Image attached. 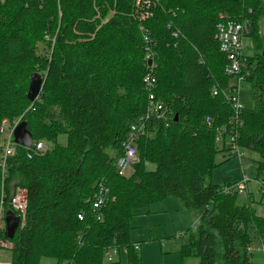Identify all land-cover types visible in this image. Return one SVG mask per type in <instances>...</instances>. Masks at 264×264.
Wrapping results in <instances>:
<instances>
[{
	"label": "trees",
	"instance_id": "trees-1",
	"mask_svg": "<svg viewBox=\"0 0 264 264\" xmlns=\"http://www.w3.org/2000/svg\"><path fill=\"white\" fill-rule=\"evenodd\" d=\"M132 10L133 0H0V121L21 117L34 141L51 144L32 158L19 145L4 176L0 169L3 213L12 211L15 187L27 196L25 223L10 239V264H143L130 240L131 221L172 196L199 217L178 239L183 259L252 264L247 247L264 240V217L252 199L239 204L237 193H223L210 181L221 150L214 128L204 124L210 117L213 127L228 125L232 113L222 90L233 77L224 71L227 59L214 38L225 13L249 24L244 35L252 52L244 54L242 83L249 84L254 104L240 110L236 140L261 157L257 172H263L264 0H161L143 25L155 51L152 93L172 119L147 121L146 133L136 139L137 161L121 176L115 162L148 104L143 77L149 64ZM169 21L180 35L176 44ZM34 71L46 77L37 99L29 101ZM100 185L108 192L93 209ZM112 248L117 255L107 261L104 254Z\"/></svg>",
	"mask_w": 264,
	"mask_h": 264
},
{
	"label": "built area",
	"instance_id": "built-area-1",
	"mask_svg": "<svg viewBox=\"0 0 264 264\" xmlns=\"http://www.w3.org/2000/svg\"><path fill=\"white\" fill-rule=\"evenodd\" d=\"M160 2L161 0H133V10L131 15L140 23L139 29L142 31L143 40L145 42L144 59L150 61L148 71L143 77L144 87L148 92V104L145 113L138 117L137 122L130 125L126 141L123 143V154L119 156L115 162L116 171L118 175L121 176L129 174L131 165L137 161L136 139L146 133L147 121L149 119H155L168 124L172 119L170 110L160 100L156 99L152 93V89L155 87L156 83V77L155 75H152V71L156 67L154 62L155 51L151 47L148 29L143 25L145 21L153 16L154 9ZM219 18L220 21L216 25L214 38L218 43L220 52L224 54L227 59L224 71L228 76L233 77L232 83L222 90L225 101L229 104L232 113L229 117L228 125L213 127V120L210 117H205L204 124L208 129L214 128L215 142L226 148L228 153L242 157L243 154L241 152V147L237 144L236 140L237 133L242 126V119L239 116L242 105L239 101L238 92L239 85L243 81V72L247 69V59L244 56L243 35L248 31L247 26H249V24L247 21L237 22L231 20L225 13L220 14ZM166 27L170 30L171 38L176 44L180 37L177 28L174 27L172 21H169ZM218 91L219 90L214 87L211 92L215 95ZM20 121L21 117L13 118L11 120L4 118L0 121V169L2 176H4L8 158L14 156L16 153V147L19 146L14 141L13 131ZM229 125L231 126V129L229 128ZM24 148L26 149L27 157L32 158L35 155L46 153L51 149V144L44 140H33L29 147ZM248 181L249 178L244 175L241 181L235 184L222 186L221 191L226 194L238 193L247 195ZM260 190L261 193H264L263 184H260ZM107 192V188L102 185L99 186L97 192L94 194V201L92 202L93 209H99L102 206ZM1 205L2 200L0 201V230H5V226L3 228L1 227V221L4 219ZM9 205L12 211L16 213L14 214L19 217V226L22 227L25 223L27 209L26 190L21 187H15L10 196ZM78 218L81 220L83 218L82 214H78ZM77 238L79 243L81 237ZM12 247L13 244L9 239L0 237V250H11ZM134 248L139 249V246L134 244ZM247 251L249 253L254 251L264 253V245L262 244L255 247L251 244L247 247ZM115 255H117V250L114 248L108 249L104 254L107 261H112ZM0 264H10V262L0 260Z\"/></svg>",
	"mask_w": 264,
	"mask_h": 264
},
{
	"label": "rangeland",
	"instance_id": "rangeland-1",
	"mask_svg": "<svg viewBox=\"0 0 264 264\" xmlns=\"http://www.w3.org/2000/svg\"><path fill=\"white\" fill-rule=\"evenodd\" d=\"M60 11H58V16ZM259 32L261 36L264 35V20L259 24ZM53 40V39H52ZM244 54H251V39L247 35H243ZM39 73L43 77L45 73L43 71H34L33 73ZM30 80V79H29ZM239 101L242 107L252 108L254 100L251 95V89L247 82H243L239 85ZM45 141V140H44ZM60 141L64 142V136H61ZM47 142V141H46ZM218 148L221 151L215 157L216 166L214 167L210 181L213 184L219 185V187L225 185L235 184L241 181L244 175L249 178L247 183L248 194H238L237 200L239 204L248 202V199H252L251 203L257 215L264 217V193H261L260 184L264 185V170L261 174L257 172L258 163L261 157L254 151L241 148L243 154L242 157L232 155L226 150H222V145L216 142ZM224 148V147H223ZM148 169H152L154 166L148 164ZM129 174L132 168L129 170ZM127 174V175H129ZM249 195V197H248ZM260 197H263L261 200ZM174 204L168 202H157L151 206L150 212L139 213L131 221L130 240L133 244L141 247L139 251L143 264H172V259L179 260L180 254L176 251H172L171 246L178 244L177 240L183 236L189 228L194 229L199 224V217L195 210L186 208L179 199L171 197ZM258 203V201H260ZM5 226L4 219L1 221V227ZM251 236H254V232L251 231ZM264 239V235H263ZM173 244V245H172ZM264 245V240L259 242L255 238L252 245L257 247ZM168 250L171 253H168ZM176 250V249H175ZM173 252V253H172ZM254 254V258L263 257L261 252H251ZM122 260L125 261V253L122 251ZM11 251L7 249L0 250V260L10 261ZM256 259H254V262ZM44 264H53V260H43ZM264 262V261H263ZM198 260L195 258L187 259L185 264H197ZM257 264H263L261 259ZM181 264V262L177 263Z\"/></svg>",
	"mask_w": 264,
	"mask_h": 264
},
{
	"label": "water",
	"instance_id": "water-1",
	"mask_svg": "<svg viewBox=\"0 0 264 264\" xmlns=\"http://www.w3.org/2000/svg\"><path fill=\"white\" fill-rule=\"evenodd\" d=\"M249 26H247L248 30ZM150 64V61H148ZM45 81V76L43 77L39 73H32L30 76L28 89H27V99L29 101H34L40 94L42 86ZM13 138L16 144L29 147L33 141L32 134L27 130L26 123L24 121H20L13 131ZM19 217L16 216L12 211H7L4 214V222H5V237L7 239H12L15 231L19 227Z\"/></svg>",
	"mask_w": 264,
	"mask_h": 264
},
{
	"label": "crops",
	"instance_id": "crops-1",
	"mask_svg": "<svg viewBox=\"0 0 264 264\" xmlns=\"http://www.w3.org/2000/svg\"><path fill=\"white\" fill-rule=\"evenodd\" d=\"M162 202H168L169 204H171V203H173L174 204V202L175 201H173V199L171 198V197H168V198H166V199H164ZM154 205V204H153ZM152 205V206H153ZM151 209V208H150ZM177 242H178V244L176 245V247L174 246H171V248L173 249L172 251H176L177 253H178V248H179V246H180V241L179 240H177ZM173 245V244H172ZM176 249V250H175ZM141 250V247H139V251ZM168 253H171V251H169L168 250ZM173 253V252H172ZM261 253H263V252H261ZM179 254V253H178ZM181 257V256H180ZM187 259H190V258H187ZM187 259H183V258H179V260H175L174 258L172 259V264H177V263H179V262H181V264H185V262H186V260ZM254 259H256L255 261L256 262H259V260L261 259V262L264 264V253H263V257H261V258H254V254H251L250 255V262L252 263V264H257L256 262H254ZM142 263H143V261H142ZM166 264H168V262L166 263Z\"/></svg>",
	"mask_w": 264,
	"mask_h": 264
}]
</instances>
